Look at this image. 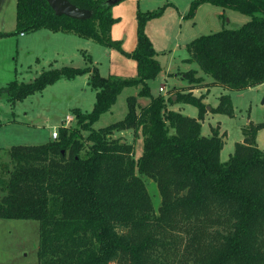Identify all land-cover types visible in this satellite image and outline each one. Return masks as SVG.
I'll return each mask as SVG.
<instances>
[{"label":"trees","instance_id":"trees-1","mask_svg":"<svg viewBox=\"0 0 264 264\" xmlns=\"http://www.w3.org/2000/svg\"><path fill=\"white\" fill-rule=\"evenodd\" d=\"M70 1L91 10V17L57 15L47 0H16L15 29L0 31V37L41 28L74 32L133 58L137 74L102 76L95 66H62L0 88V98L14 104L61 78L90 73L96 92L92 109L75 108V124L62 123L57 138L7 150L0 166V218L39 222L38 264H264V150L256 142L264 120L244 126L243 140L222 161L219 128L202 134L203 97L175 87L172 94H154L149 85L161 65L145 26L169 5L137 11V44L126 52L110 35L112 5ZM205 2L249 20L193 38L185 61L195 62L210 86L242 90L264 83V0H193L185 17L193 18ZM196 72L185 71L184 79L200 80ZM125 87L138 88L126 97L125 116L94 128ZM174 103L196 106L197 116L169 108ZM211 111L232 116L230 96L221 94ZM127 130L131 141L121 136ZM138 134L143 149L136 158ZM142 175L157 184V211Z\"/></svg>","mask_w":264,"mask_h":264},{"label":"rangeland","instance_id":"rangeland-1","mask_svg":"<svg viewBox=\"0 0 264 264\" xmlns=\"http://www.w3.org/2000/svg\"><path fill=\"white\" fill-rule=\"evenodd\" d=\"M145 1L143 0L144 3ZM186 1L152 0L149 6L157 8L168 4V2H174L176 7L169 11L178 14V8H181L180 6ZM188 1L191 4L193 0ZM197 8L195 18H193L194 27H189L186 30L187 26L183 25L182 28L183 39L188 43L202 34H209L222 28H237L249 20V16L245 14L232 9H222L207 2L201 3ZM188 9L185 13L189 11ZM111 10L113 11L112 8ZM219 11L222 13L218 14ZM15 17L16 0H0V31H14ZM156 22H158V27L165 28L169 19H160ZM182 22L185 23V21ZM163 37L164 45L169 47L172 42L170 43L168 36L164 35ZM176 49V52L173 53L176 59L170 67H172V71L177 66L184 70L187 64L181 63L179 57L187 55V48L180 46ZM106 51L107 48L104 45L92 39L80 37L74 32L52 31L45 28L0 37V88L14 79H17L18 82L32 81L43 70L62 66H89L91 68L96 66L100 75L104 76L108 63L105 58ZM188 68L198 69L201 75L206 76L208 80L211 79L199 69L195 62H191ZM198 74L196 72L195 76L200 77ZM89 77L90 74L88 77L85 74L72 79L61 78L46 86L42 91L33 93L14 104L5 98H0V166L3 162H7V150L11 146L43 144L52 139L53 127H59L67 115H72L74 118L70 125L75 124L76 118L73 114L75 108H79L83 112L90 111L95 101L96 92L87 83ZM205 80L204 77H201L200 80L193 83L187 81L188 85L177 87V91L182 89L183 92H189L196 97L201 96L203 103L204 97L207 95L208 103H204L207 106L206 113L213 107H217L221 94L230 96L233 115L210 113L206 117L204 116L201 127L204 135L211 134V127L219 128V132L222 133L225 140L220 159L226 161L234 151L235 143L241 142V139L244 138L242 128L249 122L259 123L264 120V83L258 88L221 90L219 87L208 85L210 81L207 85L211 88L208 87L204 83ZM155 83L163 84L168 93L176 91L172 89L175 85L185 84L184 79L176 78L172 74L166 79L155 80ZM132 91L131 87L124 89L113 106L114 109H123V114L104 113L94 123V128L122 119L127 111L126 97L131 95ZM181 106L185 108L186 114L189 116L198 114V108L194 105L181 103ZM116 135L118 134L116 133ZM121 136H124L128 141L133 140V133H125ZM138 139H141L139 134L133 142L136 158L141 155L143 149V141L140 143ZM256 142L259 148L264 150V128L257 132ZM142 178L151 196L154 209L157 211L161 202L157 184L148 176L142 175ZM1 195L0 191V197ZM38 240L39 222L37 220L0 218V264H38Z\"/></svg>","mask_w":264,"mask_h":264},{"label":"crops","instance_id":"crops-1","mask_svg":"<svg viewBox=\"0 0 264 264\" xmlns=\"http://www.w3.org/2000/svg\"><path fill=\"white\" fill-rule=\"evenodd\" d=\"M151 1L152 0H146L144 3L143 0L142 1L141 0H121L120 2L114 4L111 7L113 9V11L111 10V13H112L113 17H115L116 20L111 26L110 35H111V38L113 40L120 41L121 47L124 51L130 52L135 48V46L137 44V11L138 10L148 11V10L156 9V8H152L149 6ZM168 5L169 6L165 9V11L163 12L162 15H160L159 17L150 19L146 23V26H145V31H146L148 37L150 38L155 51L157 52L156 58L158 59V61L160 62V65H161L160 73L157 75V77L155 79H152L149 81V85L151 86V90L154 94L161 93L159 90L160 86H163V88H164V92L162 94H164V93L169 94L168 91H165L166 89H165L164 85L161 83L157 85L155 83V80L162 79V78L166 79L170 74H172L173 76L175 75L176 78H181L183 80L184 79V75H183L184 72L188 71L189 69H193V68H188L190 66L191 62L189 63V62L185 61V59L188 58V52H187V55L179 57V60L181 63L187 64L186 69L181 70L177 66V68L174 71H172V67H170L173 65V62H175V59H176V57L173 56V53H175L177 50L176 48H178L180 46H181V48H184V47L186 48V44L188 43V41H184V39H183L184 38V35L182 34L183 25L187 26L186 30H188L189 27H194L195 21L193 18H195V17L194 16H193V18H186L185 17V15L188 12L187 11L185 13V11L190 7V3L188 0L186 2H184L183 5L180 6L181 8H178V10H179L178 14H175V13L169 11V9H173L176 7V4L174 2H168ZM220 13H222V12L219 11L218 14H220ZM195 15H196V13H195ZM165 18L167 20L169 19L167 26L165 28H163L162 26L158 27V22H156V21H159L160 19H165ZM182 21H185V23H183ZM164 35L168 36V40L170 41V43L172 42V44L169 47L167 45H164V43H163L164 42V37H163ZM173 39H174V41H173ZM105 47L107 48L105 58L107 59L108 63H107V68L105 70L106 75H104V76H108V75H117V76H121V77H134V76H136V74H137V62L133 58L127 57L126 55H124L123 53H121L119 50H117L115 48L107 47V46H105ZM95 62H96V60H95ZM97 69H98V67H97ZM196 70L199 73L198 76L204 77L206 79L204 82L206 85L208 83V81H210L211 79L208 80L206 76L200 74L198 69H196ZM98 71H99V69H98ZM89 74L90 73H88V74L86 73V76L88 77ZM87 83H88V81H87ZM184 83L185 84L175 85L174 87L177 88L180 86L184 87V86L188 85L186 79H184ZM260 86H261V84L255 86V87L258 88ZM211 87H215V88L219 87L221 90L224 89V88L217 86V85L211 86ZM126 88H128V87H125L124 89H126ZM131 88L133 90L131 94H136L138 91V88H136V87H131ZM124 89L122 90V92L124 91ZM202 93H205V92H202ZM170 94H172V93H170ZM206 98H207V95L204 97V103H208L206 101ZM173 99H175V96H173ZM138 100H139L141 105H146L149 102V99H147V98H139ZM184 104H187V103H184ZM113 106L108 111V112H110L111 115H113V113L123 114L122 113L123 109H116V108L114 109ZM169 108H171L173 110H177L183 114H186L185 108L183 106H181V103H174L173 105L169 106ZM210 113H214V112L209 111L208 113L205 114V117ZM186 115H188V114H186ZM196 116H193V117H196ZM211 128H210V131H211ZM125 133L130 134L132 132L130 130H127L126 132L124 131V133L122 132L121 134L123 135ZM242 140L243 139H241V141ZM140 141H142V136H141V139H138V142H140Z\"/></svg>","mask_w":264,"mask_h":264},{"label":"water","instance_id":"water-1","mask_svg":"<svg viewBox=\"0 0 264 264\" xmlns=\"http://www.w3.org/2000/svg\"><path fill=\"white\" fill-rule=\"evenodd\" d=\"M121 0H106L108 5H114ZM48 4L57 15H65L73 19H87L92 15V11L86 8H81L70 0H47Z\"/></svg>","mask_w":264,"mask_h":264},{"label":"built area","instance_id":"built-area-1","mask_svg":"<svg viewBox=\"0 0 264 264\" xmlns=\"http://www.w3.org/2000/svg\"><path fill=\"white\" fill-rule=\"evenodd\" d=\"M159 90H160V92H164L163 86H160ZM73 119L74 118L72 117V115H67L66 119L63 122V125L69 126ZM58 130H59V127H53L52 132H51L52 139H55L58 137V133H59Z\"/></svg>","mask_w":264,"mask_h":264}]
</instances>
